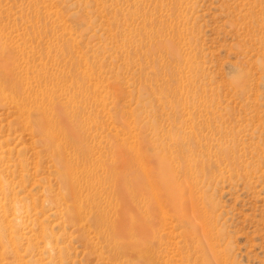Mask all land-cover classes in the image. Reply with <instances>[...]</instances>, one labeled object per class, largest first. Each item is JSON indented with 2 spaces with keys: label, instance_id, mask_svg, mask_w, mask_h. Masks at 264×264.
I'll return each instance as SVG.
<instances>
[{
  "label": "rangeland",
  "instance_id": "1",
  "mask_svg": "<svg viewBox=\"0 0 264 264\" xmlns=\"http://www.w3.org/2000/svg\"><path fill=\"white\" fill-rule=\"evenodd\" d=\"M56 104L105 181L81 188L83 228L55 208L69 204L55 198ZM76 146L64 155L79 167ZM164 169L195 229L155 211L153 264H264V0H0V263L125 264L84 198L125 214L129 192L105 178L136 173L128 188L148 199ZM204 223L217 261L184 236Z\"/></svg>",
  "mask_w": 264,
  "mask_h": 264
},
{
  "label": "bare ground",
  "instance_id": "2",
  "mask_svg": "<svg viewBox=\"0 0 264 264\" xmlns=\"http://www.w3.org/2000/svg\"><path fill=\"white\" fill-rule=\"evenodd\" d=\"M169 53L171 55L177 54L171 46L169 47ZM71 121L72 120H68L65 114V107L62 104H56L54 161L58 170L57 178L60 187L55 198L59 199L61 197H66L69 204L55 205V208L61 211L60 214L62 215L63 223L71 225L80 224V227L83 228L81 222L84 220V212L79 199L81 188L85 184L91 190H94L95 187L98 189L105 181L102 183V181L94 175L95 166L97 164H92L88 161L89 156L85 153L86 150L82 149V145L78 143L83 137V132L78 124ZM75 143H77V146L73 148L75 154L85 162V164L79 167L77 164L66 159L64 155V147L66 144L75 146ZM187 166H192L194 168L195 165ZM112 172L109 177L105 178L107 183L108 181H112L111 187H114L115 190H127L130 194L129 198L132 204L130 210L125 212V214L122 209L117 215L115 214L113 218H109L107 211L101 210L98 204L94 202L95 194H90L85 197L84 200L90 201V204H92L90 222L95 229V234L102 239L105 247L111 252L112 256L114 258H117V255L122 256L125 264H133L134 259H138L139 264H153L152 253L149 250V246L147 248L146 242L149 239L152 240L155 236L153 231L154 228H151L152 223H154L153 217L155 216V211L158 212L159 215H162L164 213L163 209L166 208L168 212L172 214L171 216L174 217L176 222L187 226L190 225L189 227L195 229L190 219L187 217L186 206L188 202L183 198L182 190L175 187L174 180L165 169L159 170L158 173H156L159 178L158 183L162 187L161 192L156 194V191L148 184L151 188V197L148 199L143 197V188L137 190H130L128 188L129 184H137V182H140V178L136 173H134L135 175L132 180L130 177L127 179V186L125 187L124 183H121V176L117 178ZM88 188H86V190H88ZM136 201L143 207L142 216L138 214V210H134L138 207ZM189 201V205L194 207L192 200L189 199ZM137 215H139L140 218H138ZM145 221L149 223L150 229L146 227L147 224H145ZM184 236L196 244L195 247L199 248L201 252L200 255H202L206 261L209 260L210 256L214 261L218 260V253L214 247V239L211 238L212 236L206 223L201 226L200 236H195L194 233L192 238L189 234H185ZM47 241V244H51L50 239ZM3 242L4 241L0 239V247L3 246ZM53 247L54 246L50 248L51 252H54ZM49 258L51 261L52 256ZM201 259L199 262H201ZM13 260L15 261V259ZM18 261L19 260L16 259L17 263ZM30 264L38 263L32 260Z\"/></svg>",
  "mask_w": 264,
  "mask_h": 264
}]
</instances>
